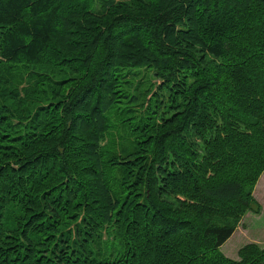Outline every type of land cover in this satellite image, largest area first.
I'll return each mask as SVG.
<instances>
[{
    "label": "trees",
    "instance_id": "16d2710c",
    "mask_svg": "<svg viewBox=\"0 0 264 264\" xmlns=\"http://www.w3.org/2000/svg\"><path fill=\"white\" fill-rule=\"evenodd\" d=\"M263 174L264 0H0V264H264Z\"/></svg>",
    "mask_w": 264,
    "mask_h": 264
},
{
    "label": "rangeland",
    "instance_id": "374dc122",
    "mask_svg": "<svg viewBox=\"0 0 264 264\" xmlns=\"http://www.w3.org/2000/svg\"><path fill=\"white\" fill-rule=\"evenodd\" d=\"M149 79L146 84L151 82ZM254 196L262 205V213L260 215L249 213L241 221L234 235L223 245L222 252L230 259L238 260L239 250L249 243H256L264 247V174L255 188Z\"/></svg>",
    "mask_w": 264,
    "mask_h": 264
}]
</instances>
